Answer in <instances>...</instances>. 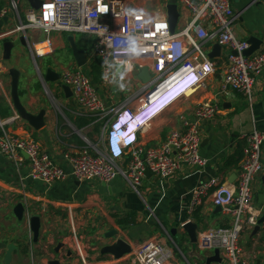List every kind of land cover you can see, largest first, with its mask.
<instances>
[{"label":"crops","instance_id":"obj_1","mask_svg":"<svg viewBox=\"0 0 264 264\" xmlns=\"http://www.w3.org/2000/svg\"><path fill=\"white\" fill-rule=\"evenodd\" d=\"M7 3L8 0H0V9ZM168 3L169 0H135L130 8L137 6L152 12L165 9ZM231 7L235 15L233 31L236 38L247 41L254 36L263 41L260 47L264 45V0H231ZM20 9L24 15L30 10L26 0L20 2ZM178 13L175 30L181 29L187 21L181 7H178ZM18 22V17L9 13L6 20L0 21V37L6 30L15 28ZM68 35L65 32L51 34L54 51L44 57H50L53 61L50 59L51 62L42 69L35 67L37 73L25 66V51L29 52L32 59L34 57L29 47L19 42L20 32L0 38V49L4 38L14 42L10 62L20 71L18 92L21 103L34 115L45 110V122L41 128L34 129L18 116L11 99L10 77L1 57L0 64L4 67L0 71V121L9 131L32 138L67 173L65 179L50 185L31 180L27 178L28 161L25 156L24 161L15 166L0 152V242L17 247L12 251L8 264H49L53 259H58L62 264H135L132 253L139 245L153 238L163 245L170 262L190 263L191 259L200 260L189 255L193 234L197 240L200 231L209 227H227L231 219L220 207L218 209L212 204L210 195L190 215L187 211L190 191L211 177H219L224 185L235 182L233 175H237L240 169L245 144L242 135L254 128H264V69L256 77L254 104L250 108L240 92L230 90L224 94L221 91L225 68L223 59L227 54V49L222 48L221 55L214 59L216 69L208 77L206 88L194 96L178 100L162 111L141 136L144 145H159L169 131L181 127L183 115L191 117L198 102L216 99L221 107L220 113L214 119L204 121L200 128V154L210 159L209 165L198 170L184 164L174 177L167 179L145 174L140 191L136 193L121 177L108 183L95 180L79 182L70 174L63 159L64 153L78 152L84 146L83 136L94 142L100 130L99 123L90 125L89 117L76 105L73 96H65L60 77L54 82H46L43 78L48 66L59 75L65 68L78 67L71 54ZM43 37L40 32H33L27 39L31 42ZM73 37L76 44L77 39H87ZM212 46L213 43L206 44L209 51ZM59 52L64 54L59 57L56 55ZM91 61V67L99 66L97 61ZM99 68L98 80H94L92 75V81L108 104H116L143 85L137 77V71H122L115 80L104 84ZM42 78L47 86H53L55 102L44 95ZM262 161L264 163V144ZM252 187L253 205L260 209L264 205V174L257 177ZM18 204L25 207L22 221L18 220L14 212ZM34 215L40 217L37 241L33 240L28 226V219ZM187 224L191 226L187 228ZM114 230L117 234L112 237ZM262 232L264 223L253 237L251 231H246L239 239L242 257L248 264H264V238H260ZM117 238L124 239L130 245L131 252L114 259L109 253H103L102 249ZM58 244L62 246L56 252ZM196 251L202 252L197 249V245ZM203 253L209 256L213 251ZM0 264H7L5 249L2 248Z\"/></svg>","mask_w":264,"mask_h":264},{"label":"built area","instance_id":"obj_2","mask_svg":"<svg viewBox=\"0 0 264 264\" xmlns=\"http://www.w3.org/2000/svg\"><path fill=\"white\" fill-rule=\"evenodd\" d=\"M21 1L8 0L0 9V21L9 13L19 19L16 27L6 30L1 37L20 32L26 37L34 58L53 53L52 33L79 34L94 38L89 57L101 67L102 83L116 79L117 64L127 73L137 71L144 64L152 75L149 83H142L116 104H108L98 93L88 70L77 67L61 71L62 84L70 88L76 105L89 117L90 125L100 124V138L91 142L83 136L84 146L78 152L63 155L70 174L79 182L108 183L121 177L132 191L139 193L146 171L167 179L174 177L184 164L198 170L209 165L210 159L200 154V128L204 121L220 113L216 99L198 102L191 117L183 115L181 127L169 131L159 145L146 146L141 142V136L157 115L178 100L206 88L208 77L216 69L215 58L208 56L207 43H218L227 49L221 91L224 94L238 91L248 106L253 107L256 77L264 69V45L249 56L243 55L249 44L234 34L231 0H176L177 9L182 8L187 21L173 32L166 8L152 12L137 6L130 8L135 0H44L39 10H28L24 21L20 17ZM27 31L40 32L44 37L30 42ZM1 67L4 66L0 64V71ZM183 79L191 87L189 92L169 105V100H158L163 92ZM129 124L142 128L138 134L129 133ZM242 139L245 144L235 182L224 185L219 177H211L191 189L187 206L192 215L210 195L212 204L231 219L227 227H209L197 235L198 250L218 249V264H248L242 257L239 239L246 231H252L264 210V205L260 209L254 207L252 187L257 177L264 174V128H254L243 134ZM0 152L15 166L25 156L27 178L31 180L50 185L67 176L63 166L43 152L37 142L9 131L2 121ZM132 258L135 264H190L168 261V253L155 238L139 245Z\"/></svg>","mask_w":264,"mask_h":264},{"label":"water","instance_id":"obj_3","mask_svg":"<svg viewBox=\"0 0 264 264\" xmlns=\"http://www.w3.org/2000/svg\"><path fill=\"white\" fill-rule=\"evenodd\" d=\"M30 6L31 10L37 11L43 4L44 0H26ZM166 13L170 25V31L173 32L179 17L178 9H177V2L176 0H169V3L166 6ZM7 17L4 19L6 20ZM67 40L70 46L71 54L73 59L75 60V63L78 67H82L87 63V49L86 48H79L75 42V39L73 35L69 34L67 36ZM19 42L22 44V46H27L26 37L24 35H21L19 37ZM249 44V47L243 52V55L249 56L254 51L258 50L260 45L262 44V40L260 38L251 36L246 41ZM14 48V42L9 38H4L2 40V48L0 49V57L3 60L4 66L6 68V72L8 76L10 77V94L11 99L13 103V107L16 110L18 116L26 121L29 126H31L34 129H39L44 125V116H45V110H40L38 114H32L30 113L24 105L21 103L19 98V92H18V86H19V77H20V71L12 66L10 59L12 55V50ZM222 47L218 43H214L212 46L211 51H209L208 56L210 58H216L221 55ZM233 54H236L235 52H232ZM123 71V66L121 64L115 65V75H119ZM60 75L56 72H54L50 66H48L44 72V80L46 82H54L59 79ZM137 77L140 79L141 83L146 84L149 83L152 79V75L148 69V67L144 64H140L137 67ZM65 96L70 97L72 96L71 90L67 85L62 84L61 85ZM146 175H152L149 171L145 172ZM234 178H236V174L233 175ZM219 209V207H217ZM25 207L22 204H18L15 209V215L18 218L19 221H22L23 215H24ZM264 223V210L261 215V217L258 219L257 224L254 226V228L251 231V236L253 237L261 228V225ZM28 226L30 231L33 234V240L37 241L39 228H40V217L37 215L31 216L28 219ZM190 224H187L186 227H190ZM194 226V225H192ZM195 227V226H194ZM117 231H112L111 236H116ZM196 237L195 233L192 237V243H191V252L189 255L196 256L201 261H204L205 264H211L213 262H220L219 252L218 249H215L213 251L212 255H200L196 251ZM62 246V244H58L57 248L55 249L56 252H58V249ZM0 248L5 249V262L7 264L9 263L11 257H12V251L14 249H17L16 246L13 245H5L4 243L0 242ZM103 253H109L112 255L114 259L121 258L123 255L131 252L130 245L122 238H117L112 244L105 246L102 249ZM49 264H62L58 259H53L49 261Z\"/></svg>","mask_w":264,"mask_h":264},{"label":"rangeland","instance_id":"obj_4","mask_svg":"<svg viewBox=\"0 0 264 264\" xmlns=\"http://www.w3.org/2000/svg\"><path fill=\"white\" fill-rule=\"evenodd\" d=\"M178 1V0H177ZM24 16V13L21 11V9H20V17L22 18ZM31 32H29V31H27V36L28 37H31ZM76 38L77 37H80V35L79 34H73ZM81 37H83V38H88L87 36H81ZM93 39V43L92 42H88L87 43V48H88V53H87V57H88V61H87V63L84 65V66H82L81 68L84 70V71H86V70H88V72H89V74L91 75V70L92 69H95V67H91V64H92V61H91V58L89 57V55L91 54V50H92V48H93V44H94V38H92ZM88 40V39H87ZM0 46H1V43H0ZM62 54H64L63 52H59V53H57L56 55L57 56H61ZM223 54H224V51H223ZM23 59L25 60V66L26 67H29V69L30 70H32L33 72H35V73H37V71H36V68L35 67H45L46 66V64L48 63V62H51L50 61V57H43V58H40V59H32L31 57H30V55H29V52H27V51H25V54L23 55ZM52 61H53V59H51ZM66 66H68L67 64H66ZM51 67V66H50ZM69 67V66H68ZM72 67V66H71ZM42 69V68H41ZM38 73H40L39 72V70H38ZM40 76V75H39ZM42 81H43V78H42ZM43 83H44V81H43ZM44 95L46 96V97H49L53 102H55L54 100H55V92H54V90H53V86H47L45 83H44ZM96 138H100V130L96 133ZM96 140H94V142H95ZM253 186V185H252ZM264 236V232H262L261 233V237L260 238H264L263 237ZM200 255H205L203 252H198ZM190 264H204V262L203 261H201V260H194V259H191L190 260Z\"/></svg>","mask_w":264,"mask_h":264},{"label":"clouds","instance_id":"obj_5","mask_svg":"<svg viewBox=\"0 0 264 264\" xmlns=\"http://www.w3.org/2000/svg\"><path fill=\"white\" fill-rule=\"evenodd\" d=\"M191 90V87L188 86L184 79L174 86H172L170 89L166 90L161 94L158 100L166 101L169 100L168 104H171L173 101L177 100L180 96L184 95L185 93L189 92ZM142 128V126H139L138 124H129L127 126V131L129 133L138 134L139 130ZM117 141V140H116Z\"/></svg>","mask_w":264,"mask_h":264},{"label":"trees","instance_id":"obj_6","mask_svg":"<svg viewBox=\"0 0 264 264\" xmlns=\"http://www.w3.org/2000/svg\"><path fill=\"white\" fill-rule=\"evenodd\" d=\"M22 20L23 21L25 20V16L22 17ZM87 39H85V40L77 39V46L79 48L82 47V48L88 49L86 45H87L88 42H92L93 43V39L92 38H87ZM92 67H95V69L91 70V78H92V75H93L94 80H98L97 77H98V75L100 73V68L97 65H93ZM1 115L3 116V113Z\"/></svg>","mask_w":264,"mask_h":264}]
</instances>
